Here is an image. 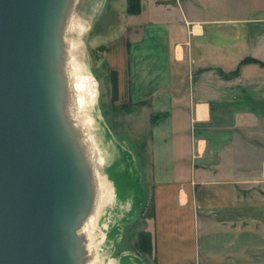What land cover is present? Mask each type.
<instances>
[{"label": "crops", "instance_id": "0c3cea01", "mask_svg": "<svg viewBox=\"0 0 264 264\" xmlns=\"http://www.w3.org/2000/svg\"><path fill=\"white\" fill-rule=\"evenodd\" d=\"M91 30L116 75L114 247L134 258L149 206L151 264L240 257L264 190V0H103Z\"/></svg>", "mask_w": 264, "mask_h": 264}, {"label": "water", "instance_id": "95a60500", "mask_svg": "<svg viewBox=\"0 0 264 264\" xmlns=\"http://www.w3.org/2000/svg\"><path fill=\"white\" fill-rule=\"evenodd\" d=\"M66 0H0V264H78L77 134L62 133L52 57Z\"/></svg>", "mask_w": 264, "mask_h": 264}, {"label": "bare ground", "instance_id": "6f19581e", "mask_svg": "<svg viewBox=\"0 0 264 264\" xmlns=\"http://www.w3.org/2000/svg\"><path fill=\"white\" fill-rule=\"evenodd\" d=\"M102 1L66 0L64 2L62 23L58 27L59 36L61 33L63 36L62 41L60 37L55 41L52 67L58 85L55 99L56 114L62 133L64 136L66 133L70 138L74 132L73 134H77L78 142L75 153L80 165L83 192L72 230L73 241L76 247L91 250L94 239H102L101 233H108L109 238L105 240V247L99 253L97 264H115L108 260L107 255L111 245L119 238V228L116 227L110 232L108 228L110 225L106 222L100 223L103 207L114 197L112 183L106 179L103 170L108 163L107 157H110L109 149L115 146V141L101 123L97 113V82L83 54L84 36L97 15ZM80 3L82 7L78 11ZM105 136L109 148L103 145L102 139ZM132 218L128 216L121 220L130 222ZM97 243L100 244L102 241Z\"/></svg>", "mask_w": 264, "mask_h": 264}, {"label": "rangeland", "instance_id": "374dc122", "mask_svg": "<svg viewBox=\"0 0 264 264\" xmlns=\"http://www.w3.org/2000/svg\"><path fill=\"white\" fill-rule=\"evenodd\" d=\"M81 3L79 4L78 11L81 9ZM87 9V8H86ZM92 23V22H91ZM91 24L89 27L88 32L84 36V59L87 64V66L90 68L91 74L94 77V79L97 82V113L101 118V123H103L104 127L106 130H108L106 126V122L103 116V111H102V105L105 103V100L107 98V86L112 88V77L108 75L102 76V70H101V65H99V59H98V53L97 51L92 48V44L95 43V39H92L91 36ZM102 76V77H101ZM107 85V86H106ZM110 92V91H109ZM109 132V130H108ZM103 133V131H102ZM110 133V132H109ZM111 134V133H110ZM83 135V134H82ZM112 136V135H111ZM103 138V137H101ZM103 145L106 147L109 144H107V137L105 136L104 139H102ZM100 141V140H99ZM261 142L258 143L259 146H262V142H264V138L259 140ZM96 142V141H94ZM111 151V148L109 149ZM110 153V152H109ZM111 156V153L109 154ZM110 157H107V162H109ZM108 164V163H107ZM110 170H108V167L106 165L105 169L103 170V173L106 176V179L111 182L110 177L108 176ZM258 191V197H259V210L258 214L256 216V219L252 223L251 226H249V222H243L242 226V249H241V255L240 257H235L233 256H227L225 259H220L213 261L211 260H202L200 264H264V216H262V213L264 212V190L260 189V187L257 188ZM261 198V199H260ZM114 197L112 201H109L102 209V215H101V220L100 223L103 224L106 222V224L110 225L108 226L110 232H113V230L117 227V221H116V211L114 208ZM150 207L148 206L147 211L145 216L141 217L142 220L147 218V231L143 232L144 235H146L149 239V248H150V254H146L143 252V249L145 245L141 243L142 238L140 237L141 233L135 234L133 236L134 240V246H132V249L135 253L134 258L132 255H120V249L115 248L114 244L111 245V249L108 250V260L113 261L115 264H151L153 260V234L150 226V218L151 214L149 213ZM103 236V237H102ZM101 238H94L93 243H91V250L89 249H84V252L79 254L78 256V264H97L99 260V253L104 249L105 247V240L109 238L108 233H101ZM111 238V237H110ZM99 241H102V243H97ZM137 241V242H136ZM97 245V246H95ZM129 244L125 243L124 246L126 248L128 247ZM123 246V247H124ZM130 246V245H129ZM116 253V254H115ZM124 257V259H123Z\"/></svg>", "mask_w": 264, "mask_h": 264}, {"label": "trees", "instance_id": "16d2710c", "mask_svg": "<svg viewBox=\"0 0 264 264\" xmlns=\"http://www.w3.org/2000/svg\"><path fill=\"white\" fill-rule=\"evenodd\" d=\"M110 76L112 77V89H113V91H115V88H116V75H115V73H111L110 74ZM140 237L142 238V242L141 243H143L144 245H145V247H144V249H143V252L144 253H146V254H150V248H149V239H148V237L146 236V235H144L143 233H141V235H140Z\"/></svg>", "mask_w": 264, "mask_h": 264}]
</instances>
